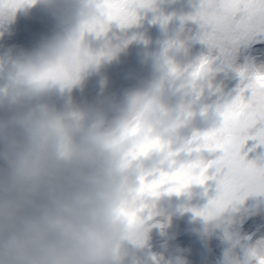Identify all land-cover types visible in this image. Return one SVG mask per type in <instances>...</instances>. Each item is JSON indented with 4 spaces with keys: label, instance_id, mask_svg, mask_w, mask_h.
<instances>
[{
    "label": "clouds",
    "instance_id": "obj_1",
    "mask_svg": "<svg viewBox=\"0 0 264 264\" xmlns=\"http://www.w3.org/2000/svg\"><path fill=\"white\" fill-rule=\"evenodd\" d=\"M37 6L54 21L51 34L0 54V264H192L170 230L193 209L196 185L141 191V179L157 169L211 170L214 154L194 147L201 126L217 123L206 103L216 70L192 54L198 34L170 27L161 12L164 38L153 49L144 33L116 35L129 26L114 17L129 10L110 0H0V37L17 12ZM132 42L147 74L109 91L105 69ZM92 77L99 92L78 102L74 93ZM228 208L195 215L205 246ZM252 251L264 256V239Z\"/></svg>",
    "mask_w": 264,
    "mask_h": 264
},
{
    "label": "rangeland",
    "instance_id": "obj_2",
    "mask_svg": "<svg viewBox=\"0 0 264 264\" xmlns=\"http://www.w3.org/2000/svg\"><path fill=\"white\" fill-rule=\"evenodd\" d=\"M200 0H163L158 4L157 10L141 9L138 11L139 19L136 24L121 31L114 29L118 37L131 38L135 34L144 33L152 40V48L155 49L157 41L162 40L163 32L158 17L161 12L164 16H172L170 27L181 26L190 30L193 34L200 31L199 24L182 18L194 16L199 8ZM54 27V21L44 14L39 6L30 10L28 15L17 12L14 21L9 25L8 31L0 37V54L8 49H31L39 40L50 35ZM142 45L132 42L126 51L120 55L119 61L108 65L105 75L108 78V89L112 92H120L123 88L131 86L136 76L146 75L147 68L141 63L140 53ZM192 54L195 56H209L206 45L197 41L192 46ZM216 52L211 53L215 58ZM250 67L264 70V37H256L254 40L242 43L235 51L231 60V67L222 64L219 60L213 64L216 70L213 79L214 90L206 93V103L215 105L217 102H226L238 94L241 79L238 69ZM216 89L220 91L217 92ZM100 90L98 77H92L86 83L83 93L76 91L74 98L78 102L92 100ZM210 126H201L200 131L206 132ZM241 155L248 162H254L257 166H264V145L256 140H248L241 148ZM213 170H210L209 175ZM208 195H204V188L194 187L196 195L191 201L193 209H201L209 203V198L216 194L217 183L215 180L207 182ZM175 199V198H174ZM179 203V201H177ZM195 219V223L193 220ZM225 228L217 230L211 237L209 244L205 246L195 235V229L203 225L202 218L195 217L193 211L183 216L174 218V227L170 230L174 234V242L181 247L190 248L188 257L192 264H232V258L238 257L246 264H257L250 257L253 246L264 239V196L249 195L242 202L237 201L224 212ZM178 238V239H177ZM161 239L158 230L153 232V250L158 251Z\"/></svg>",
    "mask_w": 264,
    "mask_h": 264
},
{
    "label": "snow or ice",
    "instance_id": "obj_3",
    "mask_svg": "<svg viewBox=\"0 0 264 264\" xmlns=\"http://www.w3.org/2000/svg\"><path fill=\"white\" fill-rule=\"evenodd\" d=\"M129 10L126 17L116 16L122 25L136 24L141 9L153 10V0H110ZM200 26L199 41L209 49L203 58L205 66L219 60L231 67V60L238 47L264 37V0H200L194 16L183 18ZM216 52L215 58L211 53ZM241 79L238 94L214 105L216 125L209 131L196 134L194 147L197 151L214 154L210 170L201 168L189 174L183 167L174 171L157 169L141 179V191H151L162 185L180 192L196 185L208 195L207 182L215 180L216 194L201 209H191L205 219L214 217L234 202H242L249 195L264 196V166L248 162L241 155V148L248 140L264 145V70L243 67L237 70ZM219 92V89H216ZM250 257L257 264H264V256L251 251Z\"/></svg>",
    "mask_w": 264,
    "mask_h": 264
}]
</instances>
